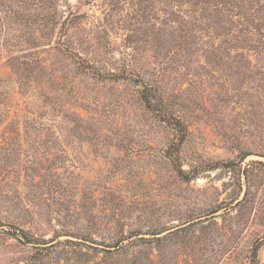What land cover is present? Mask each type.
Here are the masks:
<instances>
[{
	"label": "rangeland",
	"instance_id": "rangeland-1",
	"mask_svg": "<svg viewBox=\"0 0 264 264\" xmlns=\"http://www.w3.org/2000/svg\"><path fill=\"white\" fill-rule=\"evenodd\" d=\"M0 264H264V0H0Z\"/></svg>",
	"mask_w": 264,
	"mask_h": 264
},
{
	"label": "trees",
	"instance_id": "trees-1",
	"mask_svg": "<svg viewBox=\"0 0 264 264\" xmlns=\"http://www.w3.org/2000/svg\"><path fill=\"white\" fill-rule=\"evenodd\" d=\"M146 101L148 102V104L150 105L151 102H150V99L148 98V95H146ZM176 122H173V124L182 132V131H185V126L184 124L179 120V119H175ZM179 173H181V175H185L184 174V170L182 168L179 169Z\"/></svg>",
	"mask_w": 264,
	"mask_h": 264
}]
</instances>
